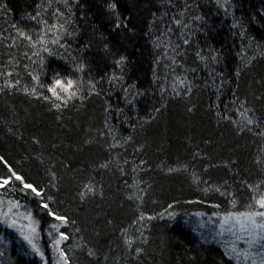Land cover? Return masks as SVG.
I'll return each instance as SVG.
<instances>
[{
	"label": "trees",
	"instance_id": "trees-1",
	"mask_svg": "<svg viewBox=\"0 0 264 264\" xmlns=\"http://www.w3.org/2000/svg\"><path fill=\"white\" fill-rule=\"evenodd\" d=\"M4 179L45 264H264L213 221L264 195V0H0Z\"/></svg>",
	"mask_w": 264,
	"mask_h": 264
},
{
	"label": "rangeland",
	"instance_id": "rangeland-1",
	"mask_svg": "<svg viewBox=\"0 0 264 264\" xmlns=\"http://www.w3.org/2000/svg\"><path fill=\"white\" fill-rule=\"evenodd\" d=\"M251 205L252 206H248L245 211H229L213 215L215 216L213 221L216 223L215 236L218 238L219 243L224 247L227 246L228 248H231V250L234 249L236 252L244 251L245 249L250 250L256 243L250 244L249 241L257 238L258 234L264 235L259 229H254L250 236L248 231H244L241 228V224L247 223L243 218H241L240 222L231 218L238 216L240 213L264 211V209H259V207L253 205V203H251ZM4 213H7V215L5 216ZM226 217H229L227 221L225 220ZM257 220L259 221L260 218L257 217ZM0 226L4 230L6 229L11 236L15 237L17 244H22L31 250V253L40 257L43 264H45V257L41 253L37 244L36 225L30 216L20 208L18 203L14 201L0 202ZM25 237L28 239H25ZM0 240H2L1 237ZM29 241H31V243H29ZM260 243H264V241H261ZM33 245H35V248H33Z\"/></svg>",
	"mask_w": 264,
	"mask_h": 264
},
{
	"label": "snow or ice",
	"instance_id": "snow-or-ice-1",
	"mask_svg": "<svg viewBox=\"0 0 264 264\" xmlns=\"http://www.w3.org/2000/svg\"><path fill=\"white\" fill-rule=\"evenodd\" d=\"M112 7H115L114 5ZM23 35V33H22ZM74 89V81L71 79L67 80L65 83L64 81L60 79H56L54 83L49 86L48 91L52 93V96L55 97L56 99H62V93L67 94L68 98H71L75 96L77 93ZM59 90V91H58ZM47 99V97H46ZM56 107H59V105H56ZM248 123H252L251 120L248 121ZM11 171V169H10ZM12 176L15 177L16 180H20L23 182V178L16 175L15 172L12 173ZM10 182V179H4L2 182H0V187H3L4 185H7ZM25 188H31L33 192L36 191L35 188L32 187V185L25 184ZM37 195H40L39 192H37ZM253 205H256L259 207V209H264V195H260L259 198L253 199ZM15 206V205H14ZM252 205H250L251 207ZM44 207H47V205H44ZM6 216L7 213H4ZM257 217L260 218V220H257ZM232 219L237 220V222H240L241 218H243L244 221H246V224H241V228L244 231H248L249 235L251 236L252 230L254 229H259L261 233H264V211H254L250 213H240L236 217H231ZM57 219H63L61 217H57ZM229 217H226L225 220L227 221ZM14 223V222H13ZM34 231V229H33ZM25 239H28L25 237ZM62 239H67V237L63 236L62 234ZM261 241H264V235L258 234L257 238L252 239L249 241L250 244L253 243H260ZM31 243V241H29ZM60 243L59 240L56 241V244L58 245ZM261 247L264 248V243H261ZM33 248H35V245H33ZM65 264H67V261L65 260Z\"/></svg>",
	"mask_w": 264,
	"mask_h": 264
}]
</instances>
